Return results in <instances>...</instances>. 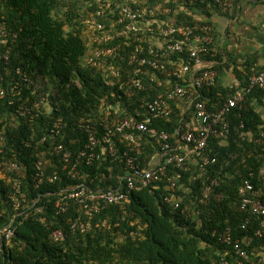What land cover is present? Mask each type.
Returning <instances> with one entry per match:
<instances>
[{
    "label": "built area",
    "instance_id": "built-area-1",
    "mask_svg": "<svg viewBox=\"0 0 264 264\" xmlns=\"http://www.w3.org/2000/svg\"><path fill=\"white\" fill-rule=\"evenodd\" d=\"M180 1L184 4L207 2ZM116 2L98 0L97 9L83 19L90 43L84 62L101 73L110 88L109 96L116 102L101 99L93 113L79 115L72 122L60 115L59 103L54 100V88L43 89L39 81L34 84L21 66H16L13 74L7 75L12 44L18 33L9 32L6 24L0 21V99H7L9 104H13L14 98L19 100L16 109L5 116L9 121L8 129L16 131L19 125H23V120L29 126L25 137L16 132L18 137L14 138L8 136L5 129L0 130V177L7 179L11 186L8 197L12 206L11 216L0 225V250L11 244L15 227L29 219L49 227L56 215L72 211L67 221L68 230L87 233L94 229L95 217L110 205L123 204L133 191L148 188L163 179H168L170 188L165 200L173 203L179 179L178 175H168L169 167L186 169V162L195 164L204 178L202 196L188 203L186 210L192 212L195 206L206 202L219 185V178L207 174L208 166L217 161L207 152V149L212 151L209 146L211 138L220 135L218 146L228 145L232 128L240 131L245 127L242 121L236 126L232 124V110L243 108L245 97L253 90H264V70H260L248 77L245 87L227 86L231 92L224 95L218 92V99L210 102L206 94L217 86L218 78L215 64H202L203 58L215 56L210 46L214 43L210 24L176 23L173 9L161 1L135 7ZM209 2L223 12L230 5V0ZM113 5L118 13L113 14V20L107 25L100 18L105 12L114 11ZM153 38L163 42L156 44ZM131 42L134 46H130ZM152 83L160 89L157 95L141 99L138 106L128 109L124 101L139 99L141 92L151 90ZM22 87L30 91L31 98L23 100ZM173 106L179 108L182 116V124L173 133L149 127L153 121H169ZM186 114H189L187 119L183 117ZM37 118L41 119L40 123L35 122ZM2 119L0 114V122ZM13 126L14 130L11 129ZM70 134L74 135L73 138ZM75 134L83 139V143H74L79 140ZM146 135L154 138L156 154L153 161L151 156L143 165L139 154L143 147L141 139ZM68 136L67 142L76 144L75 149L71 147L73 144L66 142ZM242 136V141L263 145L264 152V132L259 138L248 132ZM17 138L20 146L29 148L30 156L34 158L29 179L26 178V167L17 159L22 153L15 147ZM170 139H173L172 143ZM235 157L233 151L228 154V158ZM244 161L243 168L247 172L238 173L237 202L249 215L244 225L251 217L259 220L255 235L261 237L264 234V159L256 170ZM116 162L123 168V174L115 186L103 185L102 181L93 183L89 180V172L82 169L96 163L111 165ZM49 166L52 168L48 169ZM56 181L60 183L58 186L37 191L43 184ZM47 210L53 212L49 219ZM107 223L105 218L99 226L104 228ZM130 236L134 239L136 235L130 232ZM65 237L62 228L50 232L54 242H62ZM218 237L232 245V255L229 254L228 259V252L224 251L212 264H245L250 260L239 239H230L228 228ZM103 264L119 262L112 259Z\"/></svg>",
    "mask_w": 264,
    "mask_h": 264
},
{
    "label": "trees",
    "instance_id": "trees-1",
    "mask_svg": "<svg viewBox=\"0 0 264 264\" xmlns=\"http://www.w3.org/2000/svg\"><path fill=\"white\" fill-rule=\"evenodd\" d=\"M232 1L229 7H232ZM116 3L125 4L118 1ZM152 3L155 0H140L129 4L135 7ZM163 4L171 8L174 5L168 1ZM186 4L188 11L192 13L199 6H206V2ZM97 7L98 3L93 0H0V21L6 24L9 32L18 33L12 44L7 75H12L13 69L21 66L27 70L34 84L39 81L38 78L48 79L53 85L54 100L59 103L60 115L69 122L79 115L93 113L101 99L109 103L116 102V99L109 96L110 88L101 73L84 62L90 43L87 41L82 20ZM112 9L113 13L107 11L100 18L107 25L113 20V14L118 13L115 5ZM174 20L176 23L186 24L196 22L191 15L180 11L174 15ZM130 46H134L132 42ZM217 69L219 74L220 67ZM233 72L238 81L236 89H240L245 87L248 77L258 71H240L234 67ZM218 80L219 78L217 86L206 94L210 102L218 99V92L223 95L231 92L227 86H219ZM152 86L150 91L141 92L139 99L130 100L132 103L124 101L128 109L138 106L141 99L157 95L159 87L153 83ZM28 97L31 98L30 91L22 87L23 100ZM263 101L264 90H253L245 97L243 108L232 110V124L236 126L242 121L245 127L240 131L232 128L228 145L218 146L220 135L211 138L209 146L212 151L207 149V152L216 157L217 161L208 166L207 174L211 178H219V185L213 189L208 200L195 206L192 212L186 210L188 203L195 202L202 196L204 178L195 164L186 162V169L169 167L168 175H178L179 179V187L173 194V203L165 200L170 194V188L167 185L168 179H163L148 188L133 191L123 204L110 205L95 217L94 229L84 234L68 230L67 221L72 211L56 215L49 227L31 219L24 220L15 227L11 244L0 250V264H103L112 259L118 260L119 264H212L224 251L228 252V259L232 255V245L218 237L227 228L230 239L233 241L238 238L242 248L249 254L250 260L245 264H264V234L261 237L255 235L259 220L251 217L250 222L244 225L249 215L237 202L240 182L238 173L247 172L243 168L242 160L245 159L244 162L255 169L264 159L261 149L263 145L242 141V133L248 132L252 137L259 138L260 133L264 132V118L256 110L255 104ZM18 104L17 98H14L13 104H9L7 99H0V114L3 118L0 130L5 129L7 135L14 138L18 137L16 132H20V136L24 134L25 137L29 127L23 120V125H19L16 131L10 132L8 129L9 121L5 116L9 111L15 110ZM181 117L179 108L173 106L169 121H153L149 127L173 133L182 124ZM183 117L187 119L189 114ZM35 122L40 123L41 119L37 118ZM14 128L15 126L11 127L12 130ZM73 136L70 134V137ZM68 139L69 136L66 142ZM141 140L143 147L139 160L145 165L149 157L152 156V161L154 160L156 144L154 138L147 135ZM15 141L16 149L22 152L17 159L26 167V178L29 179L34 158H31L29 148L20 146L19 138ZM169 142L172 143L173 139ZM67 143L73 144L70 141ZM74 143L81 144L83 139L79 138ZM76 144L71 147L75 149ZM231 151L235 158H228ZM108 167H111L110 171ZM82 169L89 172V180L93 183L102 181L103 185L111 186H115L123 174V168L117 162L111 165L96 163ZM98 173L101 175L98 176ZM59 184L58 181L50 185L43 184L37 191H46ZM10 189L7 179L0 177V225L12 214L8 197ZM51 214L53 216L51 211L46 213L48 219ZM105 218L108 223L102 228L99 224ZM56 228H62L66 232L62 242H54L50 238V232ZM130 232L135 233L134 239Z\"/></svg>",
    "mask_w": 264,
    "mask_h": 264
},
{
    "label": "crops",
    "instance_id": "crops-1",
    "mask_svg": "<svg viewBox=\"0 0 264 264\" xmlns=\"http://www.w3.org/2000/svg\"><path fill=\"white\" fill-rule=\"evenodd\" d=\"M116 1L134 3L140 0ZM160 1L173 3L174 14L180 11L191 15L196 22L210 24L214 37L212 50L215 56L209 57L210 59L203 58L202 64L213 63L217 68L220 67L219 86L238 84L233 72L234 67L240 71L264 70V0H233L232 7L225 12L207 1L205 8L199 6L194 13L188 11L187 4L180 0H155V2ZM152 22L156 24L157 20ZM153 42L159 44L163 41L153 38ZM224 63L226 65H223ZM255 104L256 110L264 118V101Z\"/></svg>",
    "mask_w": 264,
    "mask_h": 264
},
{
    "label": "rangeland",
    "instance_id": "rangeland-1",
    "mask_svg": "<svg viewBox=\"0 0 264 264\" xmlns=\"http://www.w3.org/2000/svg\"><path fill=\"white\" fill-rule=\"evenodd\" d=\"M81 5L83 6L82 3H81ZM82 6H81L80 8H82ZM82 23H83V20H82ZM86 38H87V37H86ZM87 41H88V39H87ZM48 81H49V80H48ZM48 81H46V80L43 79V78H40L38 84H39L40 86H42L43 89H44V88H47V89H51V88H53L52 83H50V82H48Z\"/></svg>",
    "mask_w": 264,
    "mask_h": 264
},
{
    "label": "clouds",
    "instance_id": "clouds-1",
    "mask_svg": "<svg viewBox=\"0 0 264 264\" xmlns=\"http://www.w3.org/2000/svg\"><path fill=\"white\" fill-rule=\"evenodd\" d=\"M43 79H45L46 81H48V79H46V78H43ZM37 80H40V78H38ZM49 82V81H48Z\"/></svg>",
    "mask_w": 264,
    "mask_h": 264
}]
</instances>
